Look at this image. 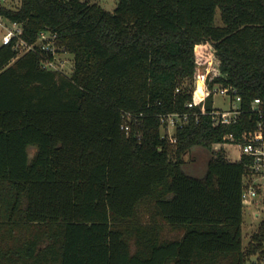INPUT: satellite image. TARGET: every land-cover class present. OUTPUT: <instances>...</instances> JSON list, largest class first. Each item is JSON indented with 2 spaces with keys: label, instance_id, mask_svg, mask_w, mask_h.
Returning <instances> with one entry per match:
<instances>
[{
  "label": "trees",
  "instance_id": "obj_1",
  "mask_svg": "<svg viewBox=\"0 0 264 264\" xmlns=\"http://www.w3.org/2000/svg\"><path fill=\"white\" fill-rule=\"evenodd\" d=\"M0 12L24 25L26 41L50 30L74 57L67 76L44 69L46 53L0 49V264L264 260V219L243 246L253 159L213 148L259 121L264 131V105L261 119L253 111L264 99V0H118L114 12L21 0ZM211 60L208 110L217 85L234 88L240 121L216 128L203 116L172 145L161 117L189 111ZM195 147L211 153L202 178L184 170Z\"/></svg>",
  "mask_w": 264,
  "mask_h": 264
},
{
  "label": "built area",
  "instance_id": "obj_2",
  "mask_svg": "<svg viewBox=\"0 0 264 264\" xmlns=\"http://www.w3.org/2000/svg\"><path fill=\"white\" fill-rule=\"evenodd\" d=\"M21 7V1L16 0H0V11L17 12ZM24 25L11 20L8 16L0 12V49L10 46L20 58L28 53H46L52 56V59L44 60L43 67L46 70L62 72L57 67V56L68 54L65 47L59 44V37L56 33L45 30L42 31L35 43H30L23 38ZM216 64L213 60L209 61L205 66L199 67L197 78L193 91L194 99L188 103V112L185 114H168L161 117L162 137L169 140L172 145L177 144L176 133L178 130L184 129L191 123L198 125L201 117L209 115L212 118L214 127H224L235 125L240 121L243 114L240 103L241 98L236 95L234 88H227L217 85L213 89V95L220 94L235 99L238 103L237 107H231L229 110L216 109L209 111L207 107V97L210 93L209 83L215 74ZM203 82V89L200 90L198 83ZM264 105V99H256L253 102V111L261 119L263 111L261 106ZM129 117V115H127ZM130 118V117H129ZM128 118V120H129ZM122 129L128 134L131 131L130 125H123ZM234 144L241 152L242 156L251 157L253 164L251 173L245 179V190L243 192L244 206L259 208L264 205V131L263 124L259 121L254 131L245 132L240 138L233 135L226 136L222 143L215 144V151L225 150V145Z\"/></svg>",
  "mask_w": 264,
  "mask_h": 264
},
{
  "label": "rangeland",
  "instance_id": "obj_3",
  "mask_svg": "<svg viewBox=\"0 0 264 264\" xmlns=\"http://www.w3.org/2000/svg\"><path fill=\"white\" fill-rule=\"evenodd\" d=\"M21 1V0H16ZM90 3H97L109 12H114L118 6V0H85ZM216 22L221 25V14L218 11L216 15ZM57 67L62 72L71 76L74 70V57L72 55L64 54L57 56ZM238 103L235 99L229 96L217 94L214 97V107L216 109L229 110L231 107H237ZM215 150V148H214ZM225 152L227 157L232 162L240 160L241 152L234 144L225 145ZM35 153V149H31V154ZM210 152L202 147L193 148L186 156L185 172L191 176L202 178L205 174L208 158ZM255 213H258L259 217L255 218ZM264 219V205L259 208L245 205L244 210V224H243V246L246 248L251 241L252 235L257 231L261 221ZM248 264H264V260L259 263L258 256H254L250 259Z\"/></svg>",
  "mask_w": 264,
  "mask_h": 264
},
{
  "label": "crops",
  "instance_id": "obj_4",
  "mask_svg": "<svg viewBox=\"0 0 264 264\" xmlns=\"http://www.w3.org/2000/svg\"><path fill=\"white\" fill-rule=\"evenodd\" d=\"M210 160H211V153H210V156H209V158H208L207 166H208V163H209ZM184 168H185V165H184ZM206 170H207V167H206V169H205V173H206ZM204 175H205V174H204ZM258 215H259L258 213H255L254 217H255V218H258V217H259Z\"/></svg>",
  "mask_w": 264,
  "mask_h": 264
},
{
  "label": "bare ground",
  "instance_id": "obj_5",
  "mask_svg": "<svg viewBox=\"0 0 264 264\" xmlns=\"http://www.w3.org/2000/svg\"><path fill=\"white\" fill-rule=\"evenodd\" d=\"M200 82L202 83V85H203V82L200 80Z\"/></svg>",
  "mask_w": 264,
  "mask_h": 264
}]
</instances>
